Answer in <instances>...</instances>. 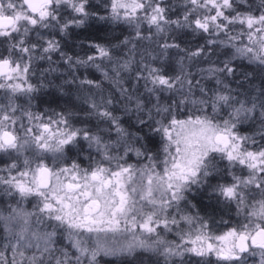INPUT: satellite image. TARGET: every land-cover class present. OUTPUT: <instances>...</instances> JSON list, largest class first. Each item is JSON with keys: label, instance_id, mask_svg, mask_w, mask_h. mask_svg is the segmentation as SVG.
I'll return each instance as SVG.
<instances>
[{"label": "snow or ice", "instance_id": "snow-or-ice-1", "mask_svg": "<svg viewBox=\"0 0 264 264\" xmlns=\"http://www.w3.org/2000/svg\"><path fill=\"white\" fill-rule=\"evenodd\" d=\"M182 7V15L170 19L174 8L166 0H0V154L10 160L0 167V192L19 198L7 215L0 213V248L4 249L0 264H97L102 254H131L137 247L160 252L166 260L185 252L214 256L216 264H247L248 256H256L259 249V264H264V79L258 88L252 84L253 73H243L237 89L226 82L237 75L233 63L237 57L256 63L264 72V0H183ZM89 21L125 24L135 35L88 37L81 46L90 54L73 58L62 50L55 34L67 36L71 28H82ZM173 27L204 35L205 43L194 51L168 43ZM153 36L165 38L159 45L165 54L172 48L184 53L178 61L180 74L166 75L164 69L144 64L137 79L145 80L150 94L174 92L182 97L179 101L162 105L157 95L149 108L139 98L127 96L134 108L125 111L137 114L128 127L108 109L112 99L100 105L93 102L91 109L106 124L95 130L77 127L70 110L33 111L35 94L53 86L44 82L47 74L58 70L52 67L51 54L59 53L69 70L92 66L105 77L106 61L118 77L132 61L122 60L116 51L132 44V52L134 42ZM217 48L224 49L222 66L214 63L200 69L201 74L207 73L202 78L215 80V88L208 89L183 65L185 60L215 54ZM41 61L49 67L41 71L40 83L34 84ZM243 81L249 87L240 91ZM75 82L73 77L58 87L62 91L65 84ZM79 83L99 86L90 79ZM195 89L200 96L192 98ZM188 103L200 114L177 118ZM145 110L147 118L141 119ZM246 122H258V127L251 134L242 133ZM134 127L136 131L129 130ZM145 127L152 135L143 133ZM155 136L160 137L161 147L153 152L148 145L156 144ZM73 149L88 161L87 166L78 159L67 163L66 153ZM131 155L137 157L135 163L128 162ZM59 163L64 166L57 167ZM197 193H206L209 200L215 198L229 208L235 205L242 222L213 234V221L193 211L196 204L190 196ZM29 197L37 201L30 212L19 203ZM65 226L74 252L59 247L55 239L57 229ZM161 227L168 232L175 227L180 243L163 239ZM137 230L155 235L156 240L107 243L108 233L136 237Z\"/></svg>", "mask_w": 264, "mask_h": 264}, {"label": "trees", "instance_id": "trees-1", "mask_svg": "<svg viewBox=\"0 0 264 264\" xmlns=\"http://www.w3.org/2000/svg\"><path fill=\"white\" fill-rule=\"evenodd\" d=\"M95 3L96 0H93ZM166 4L169 7L174 8L173 11L169 12L170 19H176L178 16H181L184 9L182 7L183 0H166ZM142 31L145 36L148 33V26L144 24L142 26ZM155 32V29L152 30ZM48 35L49 33H45ZM56 38L60 40L62 50L72 55L73 58L80 57L84 58L87 54H90L86 46H81V42L87 39L88 37L92 36H103L111 38L113 36L118 37L119 39H123L124 36H134L135 32L133 29L129 28L125 24H112L109 22H99V21H89L88 24L82 28H71L69 30V34L67 36L61 37L57 32ZM35 36L33 35V39ZM113 43H116V40H112ZM167 42L172 43L176 42L181 45V48H186L189 51H194L196 47H199L201 44L205 43V36L204 35H194L188 29H175L173 27L172 32L167 37ZM136 43V48L134 51L130 52L129 49L132 48V44H129L127 47L118 49L116 51V55L124 59H131L132 63L130 68L127 70H121L120 75L117 77L115 72L112 71V65L108 64L106 61L103 64V67L106 68L108 71V76L105 77L101 70H97L95 67L92 66H79L77 69L69 70L67 65L60 60L59 53H53L52 60L53 64L52 67H56L58 69V73L55 74V79H52V82L55 84L56 80L59 79L56 83L58 86L62 84L64 81L72 80L73 77L76 78V82L73 84H65L63 92L58 86L52 87H45L43 91H39L35 94L36 99L33 101L34 107L33 111H43L45 109H66L68 110V105L64 103V98L67 97H75L78 105H73L72 111L75 115L73 118V122L77 127L88 126L93 130L96 129L97 126L103 128L106 126L105 123H101L100 118L95 115L93 110L91 109L90 105L95 102L96 104L100 105L103 102H106L108 99H112L113 103L108 105V109L113 111L114 115L121 117L122 121L124 122V126L128 127L129 123H135L137 114L132 112H126V108H134V102L129 104L127 101V96H132L133 98H139L140 100L144 101L149 108L152 107L153 104L157 102V95L159 96V103L162 105H167L173 102V100L179 101L182 97L177 93H169L166 91H158L156 95L150 94L147 92L145 88V80L144 79H137V72L142 70V65L147 64L151 67L162 68L164 69V74L175 76L180 74V65L178 61L180 60L181 56L184 53L178 52L177 49L172 48L167 50V54L161 51L159 45L165 43V38L163 36H153L151 40H141ZM224 49L217 48L215 54L209 55L207 57H199L193 59L191 62L185 60L183 68L185 72L191 73L195 79H199L202 86L207 87L208 89L215 88V80H209L206 78L207 73H200V69H206L212 64H216L217 66H222L221 63L225 57L220 55ZM100 63V61H97ZM234 65L237 66V75L232 78L229 77L226 79L227 83H230L233 89L238 88L237 81H242V74L243 73H253L255 79L252 81V84L255 87L261 86V80L264 79V72L261 71L259 65L254 62H250L246 58L237 57L234 60ZM43 64L49 67L47 61H41L37 63ZM144 75H147V72H144ZM83 79H90L99 83V86L95 85H81L79 82ZM46 84L50 81L45 80ZM148 87H152L149 83ZM249 84L247 81H243V88H239L240 91H244L247 89ZM58 89V90H57ZM121 89H126L127 93L122 94ZM199 89L194 90V94L192 98L199 97ZM50 97V98H49ZM57 104L52 102V100H58ZM44 98H47V101H43ZM22 102V101H21ZM199 107V106H198ZM146 111L145 115H142L141 119H146ZM211 112L209 108L207 110ZM191 114L193 116L198 115V113L191 103H188L186 106H182L181 111L178 114L179 119H185L187 116ZM223 115V113H222ZM159 117H157L158 119ZM258 127L257 124H249L245 123L241 126L242 133L251 134L256 130ZM130 131H136V128H130ZM143 133H148L147 127L143 129ZM142 133V134H143ZM152 135L151 133H148ZM154 139L156 140V144L153 146L149 144L148 147L153 151H157L160 147V137L155 136ZM258 139V137H257ZM83 143V142H82ZM85 152L84 155H87V145L84 144ZM95 156V153H93ZM67 163H71L72 159H78L82 166H87L88 161L83 159V156L77 157V150L73 149L71 153H66ZM162 158V156H161ZM137 161V157L135 155H131L128 159L129 163H135ZM10 160L0 154V167H2L5 163H9ZM51 164V158L47 161ZM143 163V161H141ZM226 162L220 165L221 168L225 166ZM64 163L57 164V167H63ZM215 183V181H213ZM193 199V203L196 204V209L193 211L199 210L200 215L204 216L205 218H210L213 223L211 226L213 234H221L227 231L228 227H232L238 222H242L243 218L238 217L236 214L235 206L233 205L231 208L224 205L223 203L217 204L215 198L209 200L207 198L206 193L202 196L201 194H195ZM19 200L18 197H9L3 192H0V203L2 202L4 205L13 206L17 204ZM13 203V204H12ZM20 205L22 206H33L37 203L34 198H27L25 200L19 201ZM12 204V205H11ZM221 220L228 221L227 225L220 223ZM48 231H51V227L47 228ZM159 230H164L162 227ZM165 231V230H164ZM184 231H188V227L184 226ZM64 232V231H63ZM62 229H57V236L55 237L59 247H66L69 248L71 251H75L71 249L69 241H66L64 238V233ZM173 235L177 236V240H174L175 243H180V237L177 235V229L173 227L171 232ZM0 236H3V227L0 224ZM2 243V241H0ZM187 247H191L190 244L186 245ZM3 248H0V251H3ZM255 251H260L256 249ZM127 257L123 254L116 255V256H105L100 255L97 257V264H137L131 258H121ZM123 259V260H120ZM208 260L212 261V264H216L215 257H198L192 253L185 252L183 255L180 256H172L167 260L164 257H161L156 264H206ZM260 261V255L257 253L256 256H248L247 264H256ZM86 264V262H85Z\"/></svg>", "mask_w": 264, "mask_h": 264}, {"label": "rangeland", "instance_id": "rangeland-1", "mask_svg": "<svg viewBox=\"0 0 264 264\" xmlns=\"http://www.w3.org/2000/svg\"><path fill=\"white\" fill-rule=\"evenodd\" d=\"M46 68H48V66H45L43 64H39V65L37 64L36 75L32 79L31 82L34 84H39L40 79H41L40 73H41V71H43ZM56 73H58V70L55 72L47 74V79H46V80L50 81L52 83V85H54V86H58V83H56V82L59 81V79H57L55 84L52 82V79H55ZM45 84H46V82H45ZM41 91H43V89H41ZM63 92H65V94H66L65 90H63ZM75 97L76 96L73 95V97H67V98L63 99V100H65L64 103L66 105H68V108H67L68 110H71L73 105H75V104L78 105L77 101L75 100ZM43 101H47V98H44ZM58 101H59V98H58V100H52V102H55L56 104ZM60 110L61 109H57V111H60ZM20 207H22L25 211H29V212L33 210V206L28 207V206L20 205ZM9 210H10V206H8L6 204L4 205L2 202L0 203V213L7 215ZM34 219L35 218H33V221H34ZM33 226H35V225H33ZM123 226L124 225L122 223L121 227L123 228ZM159 231H160L163 239H165L166 241L173 242L174 240H177V236L173 235L172 233H167V231H164V230H159ZM62 232L64 233V238L66 239V236H67L66 226L62 229ZM101 235L103 236L104 234H101ZM140 240H144L146 244H149L152 241L156 240V236L152 235L151 237H149L148 234L141 233V232H139V230H137V236L136 237H134L131 233H125V232H120V233H116V234H112V233L107 234V243L109 245L115 244L116 246H119V245H127L129 243H137L138 244ZM66 241H68V240L66 239ZM259 252L260 251H256V253H258V254H259ZM123 255H125L127 257H121V258H123V259L131 258L135 262H137V264H156V262L161 257H164L160 252L152 251V250H149L148 248H141V247H137L131 254H123ZM123 259H120V260H123ZM256 264H259V262H257Z\"/></svg>", "mask_w": 264, "mask_h": 264}]
</instances>
